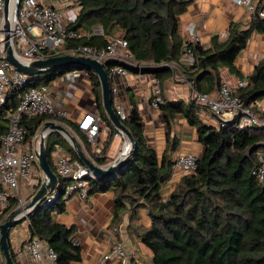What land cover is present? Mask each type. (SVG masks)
Masks as SVG:
<instances>
[{"label":"trees","instance_id":"trees-1","mask_svg":"<svg viewBox=\"0 0 264 264\" xmlns=\"http://www.w3.org/2000/svg\"><path fill=\"white\" fill-rule=\"evenodd\" d=\"M78 1L80 12L67 29L86 31L88 35L68 39V47L85 44L103 48L108 45V37L124 38L134 61L142 64L141 72L155 74L161 83L174 72L171 66L163 64H179L183 54L191 49L196 63L181 64V67L186 78L193 79L196 91L209 94L220 87L221 70L228 68L230 74L247 80V85L237 89L236 93L246 106L258 112L255 104L264 99V57L249 76L238 70L235 60L254 32L264 34V17L257 15L246 30L241 24L232 22L225 39L214 34L211 45L205 48L199 43L186 46L179 33L178 16L187 10L190 0ZM95 26H102L103 33L95 34ZM117 64L120 62L109 61L110 66ZM73 71H84L90 76L102 120L101 131L107 127L112 135L116 128L103 104L100 78L93 70L79 64L33 75L23 86L9 87L6 103L0 109V134L7 131L6 116L18 107L26 91L33 86L49 85ZM111 97L114 105L112 89ZM164 101L160 109L168 132L162 158L148 145L137 102L132 99V110L121 121L132 132L137 148L118 175L93 181L90 194L114 191L113 226L119 228L122 215L129 211V227L151 247L152 264H264V180L260 181L254 174L262 164L260 152L264 151V128L241 129L237 120L214 126L203 121L202 106L194 99L190 102L183 99ZM179 114L197 128L205 150L198 159L197 171L182 176L174 191L164 199L161 188L172 176V153L179 146V140L172 135ZM261 117L264 118V111ZM48 120L67 124L84 151L98 165L110 162L105 148L102 149L103 156L96 155L97 145L89 141L77 124L54 114L24 118L26 140L32 141ZM46 149L54 172L58 152L72 160H80L75 148L59 132L48 135ZM65 185L66 182L60 180L58 187L62 189ZM18 203L19 199L10 198V204L0 216V223ZM65 209L66 201L59 197L49 205L38 204L29 214L32 234L40 236L54 248L58 255L57 264H71L82 259L80 246L72 240L75 227L55 220L54 215ZM140 209H147L151 226L133 224L139 219ZM11 253L14 256L12 248Z\"/></svg>","mask_w":264,"mask_h":264},{"label":"built area","instance_id":"built-area-1","mask_svg":"<svg viewBox=\"0 0 264 264\" xmlns=\"http://www.w3.org/2000/svg\"><path fill=\"white\" fill-rule=\"evenodd\" d=\"M58 1L20 0L18 8L16 4L13 18L10 13L8 19H6L5 0H0V109L6 103L8 88L23 86L30 78L29 75L6 60L7 43L12 46L15 55L26 64L64 54L85 56L103 64L108 62L105 67L107 68L109 80H112L111 89L114 94L118 90L117 86L114 85L117 77L126 76L128 67L136 65L142 67L141 63L134 61V56L128 50V42L121 37H108V45L103 48L85 44L68 47V39L81 38L86 34L83 31H68L67 25L62 22V13L56 6ZM235 1L237 4L244 6L252 17L255 18L257 15L264 17V0ZM192 41L196 42L197 38H192ZM189 44L193 43L185 42L186 46ZM110 60L118 61L120 64L110 66ZM195 63L196 59L193 51L187 49L179 64L165 63L163 65L174 67L177 78L186 79L181 64L193 65ZM246 85V79L239 80L235 86L223 83L216 95L203 94L194 90L192 98L219 117V126L226 125L231 120H237V126L241 129L252 126L264 128V118L246 106L236 93L237 89ZM164 102L160 81L156 80L152 101L150 102L151 106L159 109ZM114 105L120 119H126L128 113L124 107L115 100ZM55 112V103L48 91V85H42L33 86L26 91L18 107L6 116L8 120L7 131L0 134V186L2 187L0 189V203L4 207H8L10 198L19 193L22 183L25 182L29 185V197L32 198L46 178L44 172L41 171V181L36 188H30L36 178L37 169H41L38 161L40 137H37L36 134L31 145H28L26 129L23 126L24 118H33L42 114H55ZM60 115L64 116L65 112ZM101 124L102 120L99 113H89L78 122V127L87 134L89 141L96 146L95 141L101 131ZM102 130L107 131V127ZM114 136L122 138L121 147L124 148L127 143V140L124 142V139H127L126 135L120 129H117ZM95 152L97 156L104 155L100 147H97ZM198 159V155L192 151L177 152L173 159L172 177L194 174L198 169ZM260 159L262 164L254 171V174L260 181H263V154H260ZM55 167L58 181L55 188L40 202L41 204L49 205L59 197H62L65 201L72 197H78L82 200L88 198L92 189V182L97 179L86 165L79 160H72L62 154L57 156ZM60 180L66 182L62 189L58 187ZM25 205L23 199H19V207L16 208ZM22 214H27V212L23 211ZM26 220L30 224L29 215ZM112 229L113 232L118 230L116 226ZM20 256V258L14 260L15 264H31L30 260H24L26 256L36 263L43 262V259L46 258L51 264H57L58 257L54 248L46 240L33 234L23 242ZM113 259L120 264H131L132 262L133 264H145L136 258L134 252H129L121 240H116L111 245L109 252L103 258V263Z\"/></svg>","mask_w":264,"mask_h":264},{"label":"crops","instance_id":"crops-1","mask_svg":"<svg viewBox=\"0 0 264 264\" xmlns=\"http://www.w3.org/2000/svg\"><path fill=\"white\" fill-rule=\"evenodd\" d=\"M56 6L62 13V22L65 25L74 22L81 9L78 0H59ZM253 18L251 13L244 6L237 4L235 0H190L187 10L178 16L179 33L184 42L199 43L207 48L211 45V37L214 34H218L222 39L226 38L232 22L241 24V28L246 30L250 27ZM83 32L88 35L86 31ZM94 33L102 34V26H95ZM194 37L197 38L196 42L192 41ZM263 57L264 34L254 32L248 45L236 57L235 65L243 75L249 76ZM132 67H128L126 76L115 79L114 85L117 86L118 90L114 100L119 102L129 115L132 110V99H135L148 145L158 153L161 159L167 146L168 128L161 109L153 108L150 103L155 82L159 79L153 73L141 72L142 67L137 65ZM171 68L174 70L173 75L163 83L160 82L163 98L170 101L180 99L187 102L192 101L195 90L193 81H189L190 78H177L176 70L174 67ZM221 78L222 84L229 83L232 86L241 80L230 74L228 68L221 70ZM218 89L219 86L210 94L216 95ZM48 91L55 103V115L65 112L64 117L77 126L86 114L99 113L92 81L84 71H73L65 74L58 80L51 82L48 85ZM255 105L257 114L261 116V112L264 111V99L257 101ZM201 117L204 122L219 127V117L205 106H202ZM172 135L179 140L178 148L172 153V160L179 151H192L200 158L203 156L205 148L199 141L198 130L188 123L183 114L177 115ZM32 141H27L28 145H31ZM95 145L102 149L105 148V154L112 162L122 150V138L114 136V133L111 135L109 128H107V131H100ZM263 153L264 151L260 152V154ZM58 155H62V153L58 152L56 156ZM180 178V175L171 176L170 180L162 186L161 194L164 199L174 191ZM28 186L25 182L22 183L19 193L11 198L23 199V194L26 197L29 192ZM0 189H2L1 186ZM6 208L0 203V216ZM114 211L115 193L113 190H109L92 193L85 200L72 197L66 201L65 211L54 215L58 223L75 227L72 240L80 246L82 259L73 261L71 264H120L114 259L103 263L104 256L116 240L123 241L127 250L134 252L138 260L145 264H152L153 251L151 247L139 237L137 232H133L129 227L131 224L129 211L122 215L118 230L113 232L112 228L115 227L113 226ZM133 224L144 227L151 226L152 221L147 209H140L139 219ZM31 235L28 220L20 222L10 230V247L15 260L21 257L22 244ZM0 260H3L5 264L1 250ZM24 260H30L31 264H51L46 258L43 259V262L38 263L31 261L32 259L27 256Z\"/></svg>","mask_w":264,"mask_h":264},{"label":"water","instance_id":"water-1","mask_svg":"<svg viewBox=\"0 0 264 264\" xmlns=\"http://www.w3.org/2000/svg\"><path fill=\"white\" fill-rule=\"evenodd\" d=\"M13 0H5V15L8 19L11 13V6ZM17 2V8L19 7ZM7 56L6 60L13 66L26 73L29 76L43 74L49 70L59 69L68 65L79 64L88 69L93 70L100 78L102 86L103 104L105 110L117 129H120L126 137L131 140L132 149L129 155L122 157L119 154L111 163L105 165H98L92 160L82 148L76 135H74L70 129L64 126L62 123L55 120L45 121L37 133V137H40V145L38 150V161L42 171L45 174V180L40 185V188L31 200L24 206V208L12 209L6 219L0 224V250L5 259V264H15L14 258L10 248V230L20 222L26 220L30 212L44 199V197L51 192L58 181V177L52 169L48 153L46 149V139L52 132H59L62 134L67 141L75 148L80 161L88 167L91 173L96 177L97 181L107 180L119 174L121 169L130 161L136 148L137 143L129 128L121 121L117 111L114 108L112 97H111V85L108 77L106 64L100 63L95 59L88 58L81 55L64 54L56 55L42 60H35L30 64H26L21 61L14 53L12 46L7 43ZM193 81V79H189ZM23 211L27 214H22Z\"/></svg>","mask_w":264,"mask_h":264},{"label":"rangeland","instance_id":"rangeland-1","mask_svg":"<svg viewBox=\"0 0 264 264\" xmlns=\"http://www.w3.org/2000/svg\"><path fill=\"white\" fill-rule=\"evenodd\" d=\"M198 104H200L199 102H198ZM201 105V104H200ZM203 106V105H202ZM55 115V114H54ZM57 116H60V117H64V116H62V115H57ZM60 123H62V122H60ZM64 126H66L68 129H70L71 130V128L67 125V124H64V123H62ZM71 132L74 134V132L71 130ZM75 135V134H74ZM128 139V138H127ZM127 139H124V142L127 140ZM79 140V139H78ZM80 142V141H79ZM81 143V142H80ZM127 144H128V140H127V143H126V145H125V147L124 148H122V150L120 151V153L119 154H121V156L122 157H125L124 156V152H125V150H126V147H127ZM82 145V144H81ZM82 148H83V145H82ZM131 149H132V145H131ZM83 150H84V148H83ZM264 154V153H263ZM200 158V157H199ZM93 159V158H92ZM94 160V159H93ZM109 163H111V162H109ZM41 169H37V171H36V178L33 180V183H32V185H31V187L30 188H36L37 187V185H38V183L41 181L40 180V178H41ZM43 172V171H42ZM38 175H39V179H38ZM29 194H30V192H28V195L25 197V195L23 194L22 196H23V203H26L27 204V202L29 201V199L31 198V197H29ZM18 206V205H17ZM16 206V207H17ZM19 207V206H18ZM21 208L23 209L24 208V206H21ZM6 217H7V215L4 217V220L6 219ZM1 261V260H0ZM0 264H4V262H3V260L0 262Z\"/></svg>","mask_w":264,"mask_h":264},{"label":"bare ground","instance_id":"bare-ground-1","mask_svg":"<svg viewBox=\"0 0 264 264\" xmlns=\"http://www.w3.org/2000/svg\"><path fill=\"white\" fill-rule=\"evenodd\" d=\"M16 4H17V0H13L12 6H11V17L12 18H13L14 13H15ZM127 140H128V144H127L126 150L124 152V156L129 155V153L131 151V145H132L131 140L129 138Z\"/></svg>","mask_w":264,"mask_h":264}]
</instances>
